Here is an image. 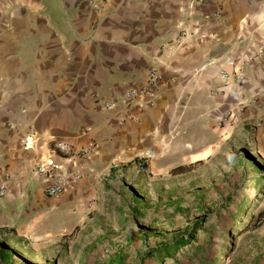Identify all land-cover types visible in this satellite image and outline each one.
Segmentation results:
<instances>
[{"label": "crops", "instance_id": "crops-1", "mask_svg": "<svg viewBox=\"0 0 264 264\" xmlns=\"http://www.w3.org/2000/svg\"><path fill=\"white\" fill-rule=\"evenodd\" d=\"M153 68L152 105L127 107ZM225 114L264 161V0H0V246L16 264L26 238L84 228L147 176L140 154L156 173L208 157ZM49 161L82 178L48 196Z\"/></svg>", "mask_w": 264, "mask_h": 264}, {"label": "rangeland", "instance_id": "rangeland-1", "mask_svg": "<svg viewBox=\"0 0 264 264\" xmlns=\"http://www.w3.org/2000/svg\"><path fill=\"white\" fill-rule=\"evenodd\" d=\"M229 129L223 119L213 125L208 157L177 171L156 173L153 164L123 184L84 228L26 238L16 264H264V220L241 232L228 219L241 205L248 217L264 211V161L248 133ZM181 237L192 242L171 256H146Z\"/></svg>", "mask_w": 264, "mask_h": 264}, {"label": "built area", "instance_id": "built-area-1", "mask_svg": "<svg viewBox=\"0 0 264 264\" xmlns=\"http://www.w3.org/2000/svg\"><path fill=\"white\" fill-rule=\"evenodd\" d=\"M192 6H199L204 0H189ZM231 65L233 63L231 62ZM222 78L227 79L228 75H221ZM236 77L239 78V75ZM165 81L161 72L155 68L151 69L146 77V84L137 89L131 88L123 93L122 101L127 107L137 106L139 108H145L153 103L152 89L156 85L164 84ZM115 102L113 100H106L104 103L105 108L110 109L114 107ZM231 115H224L218 121L221 123L230 120ZM55 148L61 153L70 152V147L62 141L56 143ZM90 152V149H81L78 154L86 155ZM134 164L140 172L151 174L152 171V158L147 154H140L134 159ZM34 175L43 181L47 185V194L50 197H58L64 193L69 187H73L80 181L82 174L79 171H69L54 161L39 164L35 170ZM6 193V187L0 185V197Z\"/></svg>", "mask_w": 264, "mask_h": 264}, {"label": "trees", "instance_id": "trees-1", "mask_svg": "<svg viewBox=\"0 0 264 264\" xmlns=\"http://www.w3.org/2000/svg\"><path fill=\"white\" fill-rule=\"evenodd\" d=\"M180 169L181 167H177L174 169V171H177ZM260 180L261 179L255 182H259ZM247 211L248 210L243 208V206L241 205L238 211H236L235 213H233L232 215L228 217L229 220L230 219L232 220L233 222L232 224L234 226H239L240 228H242L241 232L247 231L250 227L256 226L264 220V211L260 212L258 216L256 215V217H253V216L248 217ZM192 238H193L192 241H194L196 240L197 237L193 236ZM189 240L190 238L185 239L184 237H181L180 239H177L173 244H165V245H162L158 249L150 250L146 254V256L153 257L154 255H156L157 258L171 256L173 252L175 251V249L179 247H185L188 244H190L192 241H189ZM13 257H14L13 252L8 249L6 243H3L0 246V264H12ZM121 264H124V263L121 261Z\"/></svg>", "mask_w": 264, "mask_h": 264}]
</instances>
